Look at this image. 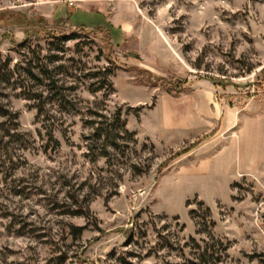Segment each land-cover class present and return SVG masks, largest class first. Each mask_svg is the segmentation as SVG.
<instances>
[{
    "label": "rangeland",
    "instance_id": "rangeland-1",
    "mask_svg": "<svg viewBox=\"0 0 264 264\" xmlns=\"http://www.w3.org/2000/svg\"><path fill=\"white\" fill-rule=\"evenodd\" d=\"M48 2L0 0V70L15 72L0 84L1 101L33 141L14 152L18 162L9 174L0 172V264H189V238L202 244L207 229L228 247L217 264H264V84L255 86L264 68V0H114L120 10L133 9L140 25L157 28L180 65L174 73L146 68L138 53L94 30L99 18L74 12V22L86 30L46 19L37 5L50 10ZM57 2L63 14L79 6L78 0L74 6ZM40 18L47 26H39ZM43 29L66 37L53 44L42 38ZM26 36L28 44L18 47ZM36 55L55 57L49 67L76 87L69 99L79 112H63L47 98L46 114L37 117L39 103L27 99L29 86L19 76L25 57ZM130 67L162 80L143 85ZM107 69L112 88L89 91ZM164 80L185 81L181 89L191 91L178 93L174 84L167 91ZM196 86L212 91L216 108L243 111L247 105L256 118L261 114V131L252 137L256 163L229 182L228 172L218 170V120H200L186 131L162 125L165 116L178 124L182 95ZM116 110L137 145L120 142L121 150L107 159L97 147L89 149L85 121L97 119L90 111ZM50 126L57 145L46 135ZM205 165L210 172L196 173ZM198 201L209 208L213 226Z\"/></svg>",
    "mask_w": 264,
    "mask_h": 264
},
{
    "label": "trees",
    "instance_id": "trees-1",
    "mask_svg": "<svg viewBox=\"0 0 264 264\" xmlns=\"http://www.w3.org/2000/svg\"><path fill=\"white\" fill-rule=\"evenodd\" d=\"M96 12L92 11V14L89 15L91 17L99 18L95 19L94 30L102 31L107 34L108 39H112V35L109 32L111 25L104 22V18L101 16L98 17L97 15L93 14ZM74 11L68 10L66 12L65 18L56 20V22H65L69 26H77L81 30H86V24H78L74 22L73 16ZM38 24L40 27L47 26V23L43 19H38ZM107 25L108 29L105 28L104 25ZM42 38L51 39L52 43H59L60 41L64 40L66 35L63 33H56L54 30L51 29H43L42 31ZM28 36H26L21 42L17 43L16 45L23 46L28 44ZM54 56H42L36 55V57H25L23 63L25 67L20 68L21 73L19 76H23V80L27 84L26 87L28 88V92L26 93V97L29 100L37 101L39 104L36 105L38 107L37 110V117L46 114L45 106L46 102L45 99H51L56 104H58V108L61 111L69 113V112H79L77 105L71 99H69L70 93H72L76 87L66 86L62 83V80L57 77L58 71L56 67H49L50 64L54 62ZM108 62H111L109 57H105ZM0 70V84H5L11 78L15 76V72L7 69L2 68ZM109 69L102 72V76L98 82H101L99 87H87L89 91L95 92L102 89L105 85L108 88H112L111 82L109 81ZM129 71L136 76V79L139 83L143 85H153L155 84L156 80H162V78H158L153 76L149 71L145 69H140L138 67H130ZM23 73V74H22ZM262 80L255 84L256 87H261L264 84V68L261 70ZM174 84L175 90L179 92L191 91L190 88L184 87L181 89L185 84V81H178L177 83H173V81H162L161 86L164 87L167 91H172L171 86ZM90 86H93L90 84ZM2 88L0 86V172L3 175L9 174L11 169H14L16 166V161L18 160L13 159L14 152L18 149H27L32 144V139L28 133L19 131L18 124H17V116L5 103L1 101V98L4 96L2 95ZM75 100V99H74ZM90 116H95L97 119H91L85 121L91 128L90 134L86 137L89 141L88 147L91 151H94L97 147L98 152L97 155L107 158H110L111 152H119L123 146H121L120 142H129L133 146L137 145V140L134 137V132H130L125 127V121L121 118V113L119 110H116L111 115H107L106 113H97L95 111L88 112ZM52 117V116H51ZM98 120V121H96ZM43 122H47L48 119L44 117ZM211 131L209 134H212ZM46 135H48L49 140L53 141L55 145L57 142L53 139L52 135V126L46 131ZM16 156H14L15 158ZM17 157H21L18 155ZM7 179L5 178L4 181ZM13 195L19 196L21 194L20 189H13ZM197 208L204 209V216L205 222L209 223L210 226L214 225V222L210 219V210L208 207H204L203 202L198 201ZM190 216L192 218H196L197 212L196 210L190 211ZM204 223V222H203ZM198 226H201V223H197ZM205 224V223H204ZM203 224V225H204ZM198 232L201 230L198 229ZM206 239L202 240L199 244L194 238L190 237L189 242L192 244L190 247L191 249V257L192 260L189 261V264H217L223 260V257H227V246L223 245V243L216 239L210 230L207 229L206 232ZM57 260L60 262L62 257H58Z\"/></svg>",
    "mask_w": 264,
    "mask_h": 264
},
{
    "label": "crops",
    "instance_id": "crops-1",
    "mask_svg": "<svg viewBox=\"0 0 264 264\" xmlns=\"http://www.w3.org/2000/svg\"><path fill=\"white\" fill-rule=\"evenodd\" d=\"M57 1L49 0L50 10H44L40 5H37L40 14L46 19L59 20L65 18L66 14L65 12L63 14ZM78 1L79 6L71 11H80L88 15L95 11L96 14H93L100 18L106 15L112 4L115 6L114 0ZM111 8H113L112 15L106 17V19L104 18V21L106 20V23L111 25L109 32L112 35V42L116 43L125 52L138 53L144 66L148 69L166 68L169 72H178L180 65L169 53L156 27L147 22L140 25L141 20L137 19L131 8H124L123 10H120L117 6ZM104 26L108 29L107 25ZM149 55H151V58ZM182 98L186 102L182 108L181 119L176 125L169 123V119L165 116L162 122L164 128L186 131L191 126H195L196 123L200 124V120L205 121L206 119L210 123L218 120V134L223 135L217 152L220 159L218 170L228 172V182L242 174L246 167L256 163L253 159V148L257 147V143H254L252 137L261 131L260 124L256 122V120H260L261 114L259 112L256 118L255 114L252 115L249 112L247 105L242 109L243 111L229 106H218L216 108L215 103L212 101V91L201 86L194 87L193 92L183 94ZM217 156L216 158H218ZM210 171V165H205L203 168L196 170V173L201 174Z\"/></svg>",
    "mask_w": 264,
    "mask_h": 264
},
{
    "label": "built area",
    "instance_id": "built-area-1",
    "mask_svg": "<svg viewBox=\"0 0 264 264\" xmlns=\"http://www.w3.org/2000/svg\"><path fill=\"white\" fill-rule=\"evenodd\" d=\"M76 2H77V0H67V4L69 6H74Z\"/></svg>",
    "mask_w": 264,
    "mask_h": 264
}]
</instances>
